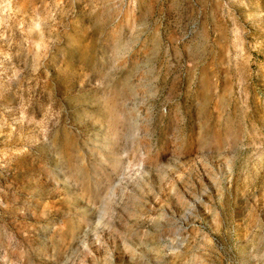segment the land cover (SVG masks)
Instances as JSON below:
<instances>
[{
    "label": "rangeland",
    "instance_id": "obj_1",
    "mask_svg": "<svg viewBox=\"0 0 264 264\" xmlns=\"http://www.w3.org/2000/svg\"><path fill=\"white\" fill-rule=\"evenodd\" d=\"M0 264H264V0H0Z\"/></svg>",
    "mask_w": 264,
    "mask_h": 264
}]
</instances>
